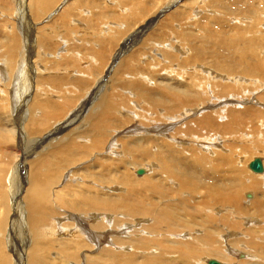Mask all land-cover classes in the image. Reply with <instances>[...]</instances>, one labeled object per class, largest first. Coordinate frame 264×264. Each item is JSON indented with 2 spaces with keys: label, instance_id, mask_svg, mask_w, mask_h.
<instances>
[{
  "label": "bare ground",
  "instance_id": "bare-ground-1",
  "mask_svg": "<svg viewBox=\"0 0 264 264\" xmlns=\"http://www.w3.org/2000/svg\"><path fill=\"white\" fill-rule=\"evenodd\" d=\"M28 1L33 11L32 16L38 20L42 17L40 14L53 5V0ZM65 1L55 0L57 8ZM177 4L176 7H182L184 1L167 0L161 8L151 14L152 18H149L151 22L133 29L128 36L129 41L131 40L128 46L123 45L126 36L118 40L119 36L127 35L129 32V29L125 28L127 24L125 21L122 22L123 26L122 23H112L110 20L112 24H116V28L118 26L125 28L119 30L120 35L117 30L120 28L116 29L114 25H110L111 27L105 30L108 31L106 33L103 29L97 30L101 28L100 26L96 29L99 32L95 40L97 42H92V39L90 44L74 42L76 45L71 51L78 62L75 61L72 66L68 64L67 67L70 68L68 70L66 67L68 71H63L65 63L61 65L57 63L61 62L58 61L61 57L56 54L60 46H54L50 51V58L49 55L47 59L42 57L43 54H48L44 53L43 49L51 48L50 44L53 42L54 45V39L58 36L49 31L50 29H42L38 24L28 22L29 28L34 30L35 27L37 34L35 54L33 50L30 51L32 47L28 50L24 43L23 46L21 37L16 32L11 31V36L10 31L9 34L3 33V30L0 32L1 210L7 189L4 185L8 184L7 179L13 176V181L15 178V171L10 168L11 153L20 152V157L17 154L16 156L19 157L18 166L21 173L26 171L27 158L31 154H44L40 151L44 147L48 151L45 152L47 155L51 151L50 157L58 156L56 162H42L35 168L33 166L34 170L27 179L28 186L24 193L25 249L22 247L23 243H19L17 251V232L13 233L11 229L9 235L10 244L16 248V264H208L210 260H215L219 264H223L220 261L224 264H264V159L251 156L243 161L238 160L249 150L264 155V107H261L264 106V90L261 91L264 89V81L257 77L258 69L253 68L255 64L248 65L249 69L244 70L243 61L230 59L232 54L228 56L230 51L227 50L230 49L228 46L233 47L234 40L226 44L225 51L218 49L217 53L212 55L219 61L221 57H226L227 52L225 71L222 65L216 67L217 64L215 69L210 67L214 66V63L208 59V62L204 60L201 62L199 57L194 56L195 60L192 61L189 54L185 53V46L180 45L182 40L180 42L176 40L179 39V35L186 38L188 33L185 31L180 34V29L176 30L177 33L172 28L159 31L164 35L160 43L150 42L148 37L143 38L142 33L144 35L149 33L147 31L153 17L160 19L164 12ZM55 7L56 5H53L44 18L47 15L51 16L56 11ZM192 8V12L196 13H188L185 20L188 18L190 21L198 16L196 9L199 8ZM132 10L134 11V7ZM45 11L43 14L47 12ZM70 13L64 12L62 16L68 18ZM104 13L102 11L98 15L101 20L96 22L105 21ZM99 23L93 25V28L95 29ZM68 27L65 29L68 30ZM175 34L177 35L174 43L171 39L165 42L169 36ZM138 36L139 39L135 40ZM138 40L140 46H145L141 58L148 62L144 64L129 62L115 68L123 49L133 46ZM108 42L111 46L115 44L117 46L115 45L116 50L113 52L108 50L105 63L102 55ZM215 44L218 46L216 41ZM152 51H159L161 57L152 55ZM91 54V63L96 60L94 68L92 64L87 67L79 65V61L85 57L81 55ZM96 55L101 56L100 62H97ZM31 57H35L34 62ZM168 62L169 64L175 62L176 66L181 64L180 72L189 71L184 79H180L188 78V86L182 89L172 88L171 79L166 76L169 83H165L167 87L164 93L167 96L170 94V100L154 111L150 105L146 116L139 103L134 102L132 98V91L141 86V79H144L140 75V70L148 68L153 71L151 67L158 64L159 72L166 70L167 67L169 71L171 65H167ZM220 62L225 65L224 60ZM56 67L63 68L61 73ZM126 70L128 73L135 72L134 77L127 78ZM33 71H38L35 77ZM74 71L82 72L83 75L82 73L81 76L74 75ZM159 74H156L158 76L155 79L164 78L163 73ZM180 80L174 81V85L183 84ZM126 88L130 89L127 95L124 90ZM76 90L78 93H84L73 101L69 94ZM258 91L262 92L261 95L257 93ZM141 92L147 94L142 88ZM120 99L122 100L118 104ZM253 100L255 104L249 105ZM125 101L126 110H122ZM244 102L248 106L242 110L228 108L231 106L229 104H234L233 109H240L237 108L239 103ZM74 104L79 109L68 114ZM256 105L260 107H255ZM136 108L139 110L136 111ZM75 121L78 123L69 127ZM25 130L27 132H24ZM62 133L63 135H60ZM226 133L230 134L229 139L225 136ZM30 135L35 137L29 141ZM20 136L26 137L25 142L34 144L32 151L31 148L25 149V145L23 147V144L18 143V139L22 143ZM237 137L241 139L240 141L238 138L237 150L233 145L231 150L226 148V142H234V138ZM10 138L16 141V147L8 145ZM258 146L260 148H257ZM94 152L97 154L92 156ZM120 152L123 157L118 156ZM136 154H145L148 157L144 158L142 155L143 159H139L141 162L135 161L134 159L139 157ZM102 157L108 160L103 162L109 163L107 166L92 162ZM128 158L134 160L133 164ZM255 158L261 161L262 171H253L249 168V163ZM114 159L118 162L116 167L114 165L111 167ZM61 164L65 167L68 164L64 175L68 182L78 175L82 168L84 169V172H81L82 181L75 183V190L70 188V183L65 184L71 198L64 197V193L67 194L65 189L62 193L54 189L55 193L52 194L53 182L60 178L62 172L58 171ZM141 167L142 169L145 167V170L139 174L138 170ZM103 172L111 176L101 177L100 174ZM114 173L116 174L112 177ZM134 173L139 176H135ZM15 185L14 181L8 185L12 194L14 193L12 187L18 189ZM246 190L249 192L252 190V193H248L249 201L243 199ZM50 193L60 200L63 212L51 207ZM17 211L21 213L18 206ZM110 211L115 213V217ZM4 224V220L0 219V264H11L12 259H9L4 249V247L8 249L6 245L9 242L4 239ZM20 227L18 226V231ZM238 231H241L240 234ZM127 248L129 252H125ZM22 250L26 254L20 259ZM92 250L98 251L89 253Z\"/></svg>",
  "mask_w": 264,
  "mask_h": 264
},
{
  "label": "rangeland",
  "instance_id": "rangeland-1",
  "mask_svg": "<svg viewBox=\"0 0 264 264\" xmlns=\"http://www.w3.org/2000/svg\"><path fill=\"white\" fill-rule=\"evenodd\" d=\"M116 1L117 0H66L62 6H60L59 8H57L58 5L56 4L55 0H53L52 4L54 6L56 5V7H55L56 11L53 12L51 14V16L47 15V17L44 18V15H46L47 13L50 12V10H51V8L53 6L52 5L49 8L50 10L49 9L46 10L47 12L44 10L46 12L45 14H43L44 11L40 14V16H42V17L38 20L37 18H35L34 16H32L33 15V11L31 9L30 2L28 0H0V28H1L0 29V32L3 30V33L9 34V31H10V36L12 35L11 34V31L16 32V34H19L20 35L21 40H22V44L23 43L25 44V46H24V44H23V46L24 47H27L28 50H30L31 47H32V49L30 51L33 50V53L35 54V52L37 53V49H36V37H37L36 35L37 34H36V31H35V27H34V30H32V29L29 28L28 22L30 21V22L34 23L33 25L38 24V27L39 28H42V29L43 28H47L48 30L50 29L49 31L54 32V34H56L55 36L58 35L57 37H55V39H54L55 41L53 40L55 44L53 45V42L52 43L50 42L51 43L50 44L51 45V48L49 47L48 50H47V48H44L43 49L44 53H47L48 52V54H46V55L43 54L42 55V53H43L42 52L39 55L40 56L42 55V57H45V58L48 57L47 55H49V58H50V54H51L50 51H52L54 49V46L55 45L58 46V47L60 46L59 47L60 49L57 50L56 54L59 57H61L58 60V61H61V62H57V63H60L59 65H61L62 63H65V65H66V66L65 65L63 66L64 69L63 68H60V67H56V68H59L58 69V72L61 73L62 69H63V71H66L67 69L70 70V68H68L67 66H69V65L72 66V63L78 62L74 58L73 53L71 51L73 49V46L74 45H76L77 43L78 44H80V43L82 44L83 42L90 44L91 43V39H92V42H97L95 40H97V36H98V33H99L98 31H102L101 29H103L104 31L107 30V29H109L111 26L114 25V24H112L113 22L114 23L118 22L119 24H121L122 22L125 21L127 23L126 26H125L126 29H129V32L127 31L128 32L127 35L119 36L121 34V31L119 32V30H123L125 28H123V27L120 28L118 26L117 28H120V29H117L115 27L116 24L114 25V28H116L118 30V32H119V35L116 33V36L117 37L119 36L118 37V40L120 39V37L123 38V37L126 36L125 39H123V40H125V42H124L123 45L128 46L127 44L131 42V40L129 41L128 36L131 35L130 33H132V30L133 29H137L138 26H140V25L145 26L146 23L151 22L150 21V19L152 18L151 17L152 16L151 14L154 13V12H156L159 8H161L165 4V2L167 0L166 1L165 0H121L122 2L121 1H117L116 2ZM183 1H184V5L182 7L181 6H179L180 8L179 7H176V6H178V4L172 6L173 7V8L171 7L172 9L171 8L168 9L169 12L166 11V12H164V14L162 13L163 15L160 17V19L158 17H156L158 19H156V18L154 19V17H153V22L150 24V27H149L150 29H148L149 31H147V33L148 32L149 33L148 34H145V35H144V33H142L143 38L144 37H148V39H149L150 42H153L154 41L155 43H160V41L164 38V35L161 34L162 32H159V31H164V30H168V29L172 28V30H175V33H177L176 30H179L180 29L179 34L181 32H184L185 31V32L188 33L187 34V37L186 38H182L179 35V39H176V40H179V42L182 40V42H180V45L183 46V47L185 46V53L187 55L189 54L188 56L191 57V60L193 59L192 61L195 60L194 59V56L197 57V58L199 57V59H200L201 62H203V60L204 61H207V62H208V60H210L211 63H212V61L214 63V66H210V67H213L215 69L216 67H219L220 65H222L225 68V71H226V57H227L228 54H229L228 56H230L232 54L231 57H230L231 60L238 59L239 61H243L245 63L244 64V70L245 69H249V66H251V64H252V66H254V64H255V67H253V68H256V70L257 69L260 70L261 73H262V74L261 73L259 74L260 71L257 70V72H256L257 77L263 79L261 81H264V0H183ZM115 2H116V4H115ZM181 2L182 1H179V3H181ZM119 4H121V5H119ZM133 4H135L136 6L133 5ZM133 7H134V11L132 10ZM183 7H185V8H183ZM192 7L199 8V9H196L197 12H198L197 13L198 16H196V18H194V19L191 18L192 20H190V21H189L188 18H186V20H185V16H187L188 13L189 14L196 13L195 10H194L195 12H192V9H193ZM180 9H181V12H180ZM137 10H139L140 12L137 11ZM67 11H70L71 12L68 15V18L69 19L67 17L64 18L62 16L63 13L64 12H67ZM102 11L105 12L104 14L106 15V18L104 19L105 21H103L105 23H103V22H101V23L96 22L98 20H101V19H99V16L98 15H100ZM169 13H171V14H169ZM217 14H220V15H217ZM81 16H83V17H81ZM176 17L178 18V20H177ZM62 18H64L63 21L61 20ZM32 19H33V21H32ZM110 20H111L112 23L110 22ZM143 20L145 21V23H144ZM233 20H235L236 22L233 21ZM85 22H87V23H85ZM94 22H96V24ZM66 23H67V25H66ZM97 23H99L100 25L98 24V26L97 27L95 26L96 28L94 29L93 28L94 27L93 25H97ZM106 23H107V25H105ZM85 24H86V26H84ZM137 24H139V25H137ZM60 25H62V26L60 27ZM90 25L92 26V28H91ZM18 26H20V27H18ZM100 26H101V28H99ZM102 26H103V28H102ZM123 26H124V24H123ZM67 27H68V30L65 29ZM82 28H83V30H82ZM86 28L87 29L89 28V29L87 30ZM97 28H99L100 30L97 29ZM63 29H64V31H63ZM66 30H67V32H66ZM86 31H88V32H86ZM106 32H108V31H105V33ZM112 32H110V33H112ZM151 35H152V37H150ZM176 35L177 34H175L173 36H169L168 39L165 42L167 43L169 41V39H171L172 42L174 43V40L176 38ZM233 37H235V39H233ZM188 38H190V39H188ZM137 39H139V36L135 40H137ZM28 40H30V41L27 42ZM189 40H191V41H189ZM224 40H225V42H224ZM232 40H234V42H233L234 45L231 44V45H233V47L228 46V49L229 48L230 49L227 50V52L228 51H230V52H228V54L226 52V55H225L226 57H224V58L221 57L220 58L221 61H223V60L225 61V65H223L220 62V60L219 61H217L218 59L215 60V58L213 57L214 56L213 54H216L217 51H218V49H222V50L226 49V44L229 43V41H232ZM215 41L218 43V46L219 47L215 44ZM1 42H2V38H0V44H1ZM57 42H60L61 45L58 44ZM223 42H224V44L222 45ZM68 43L71 44V45L68 46L69 45ZM139 43L140 42L138 40L137 42H135L133 44V46L131 45V46H129V48L126 47V50L123 49L122 54L119 57V62L116 61V63H117L118 66H116L115 68H120L121 66H124L125 64H129V62H131V63L140 62V64H144L145 62L146 63L148 62V61H145V58H141L142 53L145 51V46H142V45L140 46ZM205 44L207 46H204ZM115 45L114 46H111V44H109V42L105 45L106 48L105 47L104 48L106 49V51L102 55V56H104L103 59H104V62L105 63H107V61H105V59L107 60L108 50L109 51H112V52L114 50H116L115 48H116L117 45L116 46ZM194 45H195V47H194ZM220 46L222 48H220ZM191 47H192V49H191ZM235 47H237V48H235ZM241 47H243V48H241ZM249 47H251V49ZM234 48H235V50H233ZM248 48H249L250 51L248 50ZM65 49H66V51H65ZM236 49H238V51ZM59 50H61V51L58 52ZM189 50H190V52H189ZM196 50H197V52H196ZM204 50H205V52H204ZM231 50L233 52H231ZM241 50H242L243 53L241 52ZM153 51H152V53H153L152 55H154L156 57H161V53L159 51H157V52H153ZM253 51H255V52H253ZM239 52H241V53H239ZM60 54H62V55H60ZM156 54H159V55H156ZM81 56L82 57L85 56V57L82 58V59H84L83 62H82V59L79 61V65L86 66L87 67L88 65L90 66V64H92L91 63L92 62L91 61L92 54L90 56H88V55H81ZM33 58H35V57H33ZM33 58L31 57L32 61L34 62ZM96 58H97V62H100L101 56H97L96 55ZM204 58H206V60ZM210 58H212V59H210ZM65 59L67 61H65ZM94 62L92 64V67L96 64V60ZM37 63H34V64L36 65ZM169 63L170 62L166 63L167 65H171V66H169V68L171 67L169 71H168V69H167L168 67H167L166 70L159 72L158 71V68H157L158 67V64L153 65L154 68L151 67L153 71L148 70V68L147 69H141L140 70V75H141V77H144V79H141L142 85L139 86V87H137L134 91H132V93H133L132 98H133L134 102L137 101L136 103H139V107L142 109L143 112H145L146 116L148 115V111H149L148 108L150 107V105L153 106V111H154L155 108H158V107L160 108L161 105H165V104H167V102H169V100H170V94H169V96H167L164 93V89L167 87L165 83H169V80L168 79H171V83H172L171 87L172 88H176V89H180L181 88L182 89V88L188 86L187 85L188 78H186L185 80H180V79H182V78L184 79L185 78L184 76H186L189 71L187 70L185 73L180 72L179 70L181 69V64H180V66H178V65L176 66L175 65V62L174 63H171V64H169ZM44 66H42V67H44ZM45 67H47V65ZM66 67H67V69H66ZM176 68H178V69H176ZM102 69H103V67L101 68V70ZM185 69H187V66L185 67ZM110 71H111V69H110ZM156 71H158V72H156ZM166 72H168V73H166ZM177 72L178 73L180 72V74H178ZM81 73L79 71H74V75H78L79 74V76H81V75H83V73L82 74ZM115 73H117V72H115ZM134 73H128V70H126L125 75H126L127 78H133L134 77ZM154 73H156V74L157 73L158 74L159 73H163L164 78L162 77V78L155 79V77L158 76V75H156ZM171 73H173V74H171ZM37 74H38V71H36V72L33 71V76L34 77ZM62 74H64V73H62ZM39 76L40 77H44V75H42V76L39 75ZM166 76H167L168 79H166ZM7 78H8V76L6 77V79ZM105 78H107V80H108V77L107 76ZM137 79H139V78H137ZM178 79L183 84H181V85H174V83ZM161 80H163V81H161ZM141 88L144 91H147V94L142 93L141 92ZM77 90L75 92L71 91L72 93L69 94V97L72 98L73 101H74V99L76 100V98H77L78 95H82L84 93V92H79L78 93ZM124 90H126V95H127V92L130 91L129 88H126ZM124 90H122V92ZM263 90L264 89H261L262 92H263ZM261 91L260 92L258 91L257 93L259 95H261V93H262ZM75 93H76V95H75ZM73 95H74V97H73ZM121 100L122 99H120V101H118L117 103L120 104ZM144 102H146V103H144ZM76 103H77V101H76ZM251 103L255 104L254 103V100H253V102L252 101L249 102V105ZM125 105H126V101L124 102V105H123L124 108L122 110H126L125 109V107H126ZM229 105H231V106H228L229 110L230 109H232V110H242L244 108H247L246 106H248L247 103H245V102H244V104L243 103H239V105H238L239 107H237V108H240V109H236V108L233 109L234 104L233 105L232 104H229ZM243 105H245V106H243ZM258 105H256L255 107H260ZM261 107H264V106L261 105ZM76 109H77L76 108V104H74V106H72V108L70 109V112L68 114H70L73 110H76ZM165 109H166V107H165ZM135 110L138 111L139 109L136 108ZM130 111L133 112V110H130ZM68 118H70V115H69ZM77 123H78V121H75L69 127H73ZM217 127L218 126H216V128ZM25 128H26V126H25ZM239 131L241 132V130H239ZM246 131H248V130H246ZM24 132H27V131L25 130ZM28 133H29V131H28ZM60 135H63V133L60 134ZM229 135L230 134H228V133L225 134V136L227 138L230 137ZM20 137H21L20 140L22 141V143L19 141V139H18V143L19 144H23V147L25 145L26 146V147H24L25 149H27V148L30 149L31 148V151H32V149L34 148V144L25 142L26 137H24V138L22 136H20ZM32 137H35V135L34 136L33 135L32 136L30 135V138H28L29 141H30V139ZM238 138L239 137L234 138V140H235L234 142H231V143L226 142V148H228L229 150H231L232 145L235 147V149L238 148V146H239L238 141L240 139V138L239 139ZM229 141H231V140H229ZM240 141H241V139H240ZM9 144L11 146H14V147L17 146L16 145V141L13 138H10L9 139L8 145ZM31 144H32V146H31ZM260 146L262 147L263 145H260ZM260 146H258L257 148H260ZM7 149H9V148H7ZM40 151L42 153H44V154H41V153H36L34 155L31 154L27 158V163L25 165V170L26 171L24 173H21L19 171L20 170L19 169L20 166H18V158L20 157L19 156L20 155V152L15 153V154L14 153H11L10 154V162L12 163V164L10 163L11 164V167L10 168H11V170L13 169V172L15 171V175H14L15 178H14L13 181L16 182V185L15 186L18 187V189L15 190L12 187L11 189L14 191V193L12 194V192H10V189H8V185L13 182L12 181V177L13 176L11 178L7 179L8 180V184L5 183V185H4V187H7V189L5 190V200H4V203H3L4 204L3 205V209L4 210L3 209L1 210L2 207H0V219L4 220V223H5L4 224L5 228H3L4 239H6L7 242L8 241L9 242L6 245L8 247V249L6 247H4V249H5V253L9 256V259H12L11 260V264H14V263L16 264V262H15V251H16V248H17V251H18L19 243L20 244L23 243L24 245L22 244V247L23 246L25 247V242L24 241H26V233H25V222H26V218L24 217L25 216L24 215L25 214L24 212L26 210V207H25V202H24V193H25V189L28 186L27 185V182H28L27 179L29 178V176H30L31 172L34 170V168L37 165L42 164V162H44V163H46V162L53 163V162L58 161V159H56L58 156H56V157L51 156L50 157V152L51 151H49V155H47V153H45V152H48V151H46V147H44ZM226 151H227V149H226ZM250 151L251 150L246 151L241 157H239L240 159H238V160L243 161V160H245V158L248 159L251 156L252 157H260L261 159H264V155L263 154H259L256 151H251V152ZM16 154H17V156H19L18 158H17ZM96 154L97 153L94 152L92 156H94ZM127 155L131 156L130 154H127ZM138 155H139V157H136L134 159L135 161H137L139 159L142 160L143 159V156H144V158H147L148 157V156H145V154H138ZM260 155H262V156H260ZM48 156H49V158H48ZM118 156L119 157H123V154L120 152V155H118ZM34 158H36V159H34ZM129 159L130 158H128V160ZM134 160H131L130 159L129 162H131V164H133ZM141 160H139V161L141 162ZM92 162H94V163H103V162H108V160H105V158L102 157V158L96 159V160H94ZM117 162L118 161L116 159H114L113 164L111 165V167H113V165H114V167H116V163ZM34 163H35V165H34ZM111 163H112V161H111ZM103 164L105 166H107L109 163H103ZM33 166H34V168H33ZM67 166H68V164H66V167ZM59 167H61V168H59ZM66 167H65V165H62V164H61V166H58V169H59L58 171H62L61 173H63L62 174L63 177H61L62 175L60 173L59 177L61 179L58 178V180L60 179L62 182L59 181L60 184H59L58 180L57 181L55 180L53 182L54 184H53V192H52V194L55 193V190L56 189H57L56 191L62 193L63 190L65 189V184H69V183L71 184V187L70 188H72V189L75 190L76 189V187L74 186L75 183L82 181L81 180L82 179V177H81V174L82 173L81 172L82 171L84 172V169L83 168H82V170H80L78 172V175H76L75 177H72L71 179L68 177L71 180V181L69 180L70 182H68V180L66 178H64V175L66 174L65 173L66 172L65 170L68 169V168L66 169ZM98 167H95V169L98 168ZM141 169H142V167H141ZM143 170H145V167H143ZM245 170L247 171L248 169L245 167ZM130 171H132V170L130 169ZM115 174L116 173H114L112 175V177H114ZM23 175H24V178H23ZM136 175L137 174H135V176ZM100 176L101 177H105V176L108 177V176H111V175H108L107 172H103L102 174H100ZM137 176H139V175H137ZM98 178H100V177L98 176ZM9 182H11V183H9ZM68 191H69L68 188H66L65 189V192H67V194L64 193V195H65L64 197L71 198L70 193ZM250 191L251 192H249V190H246L245 193H243V199L244 200H246V201H249L250 200V198L248 197L249 196L248 193H252V190H250ZM51 196H53L54 198L51 197ZM251 199H252V197H251ZM59 201L60 200H58L55 197V195H51V193H50V202H51L50 205H51V207L53 209H57V210L60 209V211L63 212V210L61 209V205L62 204H60ZM246 203L247 202H245V204ZM15 205H16V207H15ZM17 206H18V209H20L21 210V213H23V214H21V213H19L17 211ZM63 206L66 207L65 205H63ZM66 208H68V207H66ZM69 210H71V209H69ZM1 212H2V214H1ZM110 213H112V215L115 217V213H113L111 211H110ZM133 220L134 219H132V221ZM16 223H17V225H16ZM18 226L19 227L21 226L19 228V231H18ZM11 229L13 230L12 231L13 233L17 232V237L18 238L16 239V241H17V247L16 248H15V245L10 244L11 236H9V235L11 233ZM20 231H21V233H20ZM240 232L241 231H238L239 234H240ZM128 236L130 237L131 235H128ZM21 237L23 238L22 240H21ZM127 250H129V248H127L125 250V252H129ZM97 251L98 250H96V251H93L92 250L89 253L92 254V253H96ZM24 254H26V253H25V251L23 252V250H22V252L20 253V259H22L21 256L24 257ZM220 262H222L224 264L223 261H220Z\"/></svg>",
  "mask_w": 264,
  "mask_h": 264
},
{
  "label": "water",
  "instance_id": "water-1",
  "mask_svg": "<svg viewBox=\"0 0 264 264\" xmlns=\"http://www.w3.org/2000/svg\"><path fill=\"white\" fill-rule=\"evenodd\" d=\"M248 166L253 171H262V165H261V161L259 160V158L253 159V161H251ZM142 172H143V169L138 170L139 174H142ZM208 264H219V263H217V261L215 260H210Z\"/></svg>",
  "mask_w": 264,
  "mask_h": 264
}]
</instances>
